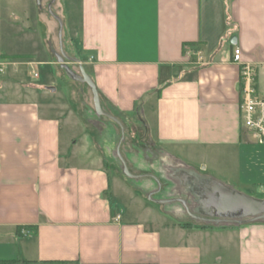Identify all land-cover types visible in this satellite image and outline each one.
Returning <instances> with one entry per match:
<instances>
[{"label":"crops","instance_id":"1","mask_svg":"<svg viewBox=\"0 0 264 264\" xmlns=\"http://www.w3.org/2000/svg\"><path fill=\"white\" fill-rule=\"evenodd\" d=\"M40 3L0 0V264H264V0Z\"/></svg>","mask_w":264,"mask_h":264},{"label":"built area","instance_id":"2","mask_svg":"<svg viewBox=\"0 0 264 264\" xmlns=\"http://www.w3.org/2000/svg\"><path fill=\"white\" fill-rule=\"evenodd\" d=\"M231 60L239 67L238 106L241 126L250 133L255 143L264 144V96L256 88L255 68L242 60L239 47L232 48Z\"/></svg>","mask_w":264,"mask_h":264},{"label":"rangeland","instance_id":"3","mask_svg":"<svg viewBox=\"0 0 264 264\" xmlns=\"http://www.w3.org/2000/svg\"><path fill=\"white\" fill-rule=\"evenodd\" d=\"M27 2L30 4V7L28 9H30L31 12L34 11L33 12L34 14H36V12H38V14L41 13L42 4L40 3V0H27ZM64 3H65V1L64 2L62 1L63 5H64ZM64 6L66 7V5H64ZM65 7H64V14H65V19H64L65 28L64 29H65V33L67 35L68 34V30H67L68 29L67 28L68 24H67V22H68V20L70 22H73L74 19L76 20V17H75L76 14L75 13L74 14L73 13L69 14L67 12L68 11L67 8H65ZM41 30H43V27L41 26V24H39V27L36 29L37 33L34 35V37H35L34 45H37V48H35V49H37L38 54L40 55V53H41L42 56H43V55L47 54V52H50V50L48 51L46 49H41L40 48V43H41L42 47H45V43H44V39H43L45 34H44V32H41ZM63 47H64L63 51H59V49L56 50V52L58 51L60 53L59 54L60 56H58L57 58H58V60L63 62L64 65H67L66 63H68L69 59L72 60V58L69 55L68 46L64 45ZM61 62H60V64H61ZM68 65H67V67H68ZM36 69H37V72H38V67H36ZM75 79L76 80L78 79V81L80 83V84H78L79 89H80V86L82 87L83 83H86V84L88 83L86 80L83 79V77H77ZM57 87L59 89V84H58ZM83 97L81 96L80 100H82ZM90 98H89V100H87V101H89V104L83 102V104H85L84 107H86V108L83 107L84 108V112L82 114H83L84 118L90 120L91 122H94V121L109 122V121H111V119H113V118L115 119V117H113L112 112L111 111H108V112L105 111L103 108H101L100 104H99L100 109L99 110L96 109L93 97L91 99Z\"/></svg>","mask_w":264,"mask_h":264},{"label":"water","instance_id":"4","mask_svg":"<svg viewBox=\"0 0 264 264\" xmlns=\"http://www.w3.org/2000/svg\"><path fill=\"white\" fill-rule=\"evenodd\" d=\"M230 42L232 44H235L236 43V37L235 36L231 37ZM83 79L86 80L87 82H89V80H88L87 77H83ZM49 89L50 90H54V87H49ZM93 94H94V102H95L96 109L99 110L100 109V106H99L98 95H97V93L95 91L93 92Z\"/></svg>","mask_w":264,"mask_h":264}]
</instances>
